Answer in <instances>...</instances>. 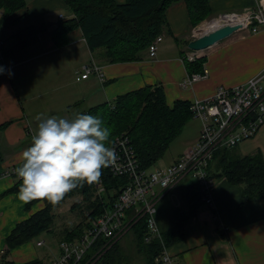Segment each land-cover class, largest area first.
Returning a JSON list of instances; mask_svg holds the SVG:
<instances>
[{
  "label": "crops",
  "instance_id": "obj_1",
  "mask_svg": "<svg viewBox=\"0 0 264 264\" xmlns=\"http://www.w3.org/2000/svg\"><path fill=\"white\" fill-rule=\"evenodd\" d=\"M208 1L209 17L195 26L185 1L172 4L167 8L168 27L157 54L152 57L144 50L139 59L128 62H104L101 50L92 51L79 28L55 40L52 30L60 16L68 19L72 15L64 0H27L26 15L22 17L20 14L24 12H20L0 25V39L7 41L8 46L15 43L14 36L22 29L31 25L46 27L36 42L0 62L3 65L0 66L3 69L0 73V127L7 124L0 133V149L5 157L4 169L11 172V175L0 177V255L3 258L5 256L16 264L35 260L50 264L56 259L54 252L51 256L39 251L37 246H43L44 240L38 241L37 245L30 241L6 252V238L17 223L45 207L44 201L27 207L34 201L22 202L18 193L8 192L19 179L16 174V167L21 165L19 156L30 146L39 124L37 115L73 118L122 94L157 85L164 88L167 103L173 106L179 100L192 102L212 97L219 87L237 86L264 72V27L255 19L264 0ZM226 13H236L253 21L207 49L202 55L204 67L209 71L207 77L183 87L182 82L189 75L183 57L189 41L195 38L202 23ZM253 26L258 27L257 32H252ZM91 64L100 66L101 73L94 72L88 78L78 80V73H84L83 67ZM199 133L200 129L196 140ZM253 138L250 155L264 154V126ZM181 151L162 159L170 166L183 154ZM236 152L245 156L239 146ZM191 183L189 180L178 182L161 199V223L169 224L175 209L189 212L184 192L186 185ZM176 186L181 191L180 204L167 200ZM214 195L217 209L200 205L189 215L183 227V239L170 247L176 261L180 264H264V203L258 199L245 200L243 187L231 184L224 177L218 179ZM131 232L120 239L125 261L127 264H147L133 232L134 247L130 251L124 246V237Z\"/></svg>",
  "mask_w": 264,
  "mask_h": 264
},
{
  "label": "trees",
  "instance_id": "obj_2",
  "mask_svg": "<svg viewBox=\"0 0 264 264\" xmlns=\"http://www.w3.org/2000/svg\"><path fill=\"white\" fill-rule=\"evenodd\" d=\"M178 1L181 0H125L123 3L117 0H64L72 15L68 19L61 18L52 30V35L55 40H59L79 28L89 48L92 51L101 50L104 62L135 61L139 59L141 52L148 50L157 37L163 35L168 27L167 8ZM183 1L188 6L194 26L209 17L211 9L208 0ZM26 8L27 0H0V12L3 15L0 25L11 21L20 12H24L20 14L23 17L26 15ZM44 29L45 26H28L14 36L15 43L9 46L7 41L2 40L4 43L2 54L8 58L31 42H36ZM185 54H183L184 58ZM204 62L205 57L201 56L194 61L185 58L184 63L188 73L194 74L204 72ZM190 103L192 102L179 100L173 106H169L165 90L161 85L146 86L122 94L111 102L91 107L81 114L101 118L104 125L111 130L112 145L119 133H128L141 167L151 170L163 158L187 122L194 118ZM6 126L7 124L0 127V133ZM236 149L237 147H233L217 151L215 161L211 165L212 175L218 179L224 177L231 184L242 186L245 200L258 199L264 203V154L258 152L256 155L241 156ZM4 162L5 157L0 149V174L6 172ZM101 180L106 188L102 194L96 193L95 184L91 186L85 184L68 193L56 207L44 201L43 209L35 212L29 219L17 223L7 236L6 252L23 244L26 245L44 232L55 235L60 243L81 239L85 231L91 227L93 220L113 206L120 188L127 183L126 177L114 175L109 167L103 170ZM20 183L19 178L8 192L18 193ZM76 196L82 197V200L73 203L71 211L74 213L79 211L77 213L81 217L80 223L66 228L56 225L54 210ZM184 199L190 208L189 212L175 209L169 224L161 223L158 204V222L163 240L169 247L183 239V227L189 215L195 213L200 205L204 204L202 192L195 183L186 185ZM33 204L34 202L27 207ZM130 230L135 234V243L147 264H154L163 249L162 241L155 238L152 242H146L148 225L145 218L137 221ZM106 243L101 239L94 244L85 260L89 259L90 255H98L100 256L98 264H127L120 241L109 249L105 248ZM3 260L5 264H16L8 261L5 256ZM25 264L46 263L35 260Z\"/></svg>",
  "mask_w": 264,
  "mask_h": 264
},
{
  "label": "built area",
  "instance_id": "obj_3",
  "mask_svg": "<svg viewBox=\"0 0 264 264\" xmlns=\"http://www.w3.org/2000/svg\"><path fill=\"white\" fill-rule=\"evenodd\" d=\"M238 16L242 17L236 13H226L220 15L218 20L224 26L231 24L229 19ZM255 19L258 25L264 27V8L259 9ZM251 21L253 20L248 17L243 26L248 27ZM257 31L258 27L253 26L252 32ZM162 41L163 35L157 37L149 46L148 51L152 57L157 54ZM3 45L0 40V62L5 60L2 54ZM204 52L188 49L185 58L194 61ZM83 69L85 72L78 73V80L88 78L94 72L101 73V67L95 64L85 65ZM208 73L209 71L204 69L203 73L189 74L182 86L188 87L207 77ZM190 104L194 117L202 121L200 140L196 146L188 148L175 163L166 168L143 169L130 135L122 133L117 136L112 146L118 158L115 165L109 168L114 175L126 177L127 183L120 188L113 206L93 220L81 239L60 243L62 252L50 264H95L90 263L89 259L85 260L94 244L101 239L109 242L116 237H122L142 218L146 219L148 225L146 242H152L155 238L162 241L163 249L154 264H180L163 240L157 218L158 204L174 185L189 180L202 192L204 204L217 209L214 191L218 178L212 175L211 165L215 161L217 151L239 146L242 141L254 137L264 126V72L246 83L219 87L212 97L195 99ZM10 173L6 171L0 174V177L11 175ZM95 188L98 194L106 191L102 180L95 184ZM3 262L0 255V264H5Z\"/></svg>",
  "mask_w": 264,
  "mask_h": 264
},
{
  "label": "clouds",
  "instance_id": "obj_4",
  "mask_svg": "<svg viewBox=\"0 0 264 264\" xmlns=\"http://www.w3.org/2000/svg\"><path fill=\"white\" fill-rule=\"evenodd\" d=\"M36 120L37 130L20 154L21 165L16 169L21 180L20 201H47L56 207L78 187L98 184L103 170L115 165L118 157L111 130L98 116L37 115Z\"/></svg>",
  "mask_w": 264,
  "mask_h": 264
},
{
  "label": "rangeland",
  "instance_id": "obj_5",
  "mask_svg": "<svg viewBox=\"0 0 264 264\" xmlns=\"http://www.w3.org/2000/svg\"><path fill=\"white\" fill-rule=\"evenodd\" d=\"M263 8H264V6H263ZM0 15H1V17L3 16L1 12H0ZM219 17H216V19H214V18L210 19L209 21L202 23L199 26V29H197L195 37L201 36V34L205 33V31H202L200 29L203 24H206L210 21L215 22L216 20L219 19ZM0 66H3V65H1V63H0ZM198 129H200V133H199L198 139L196 140L195 138L198 134ZM201 130H202V121L199 118L190 119L187 122V124L185 125L183 131L178 135V137L175 138V140L173 141V143L170 145L169 149L165 153V155H164L165 159H167L169 157V155H171L172 153H175L178 150L179 151L182 150L184 153L188 148L196 146V144L199 142L200 137H201ZM121 134L122 133H119V135H117V136H120ZM254 139L255 138L252 137V138H249L247 140L242 141L239 144V151L241 152V154H243V155H250L251 154L252 149H253V145H254ZM183 145H185L186 147H183ZM166 164L167 163L165 162V160L160 159V161L157 162V164L155 165L154 168H166L169 166ZM180 193H181V191H180L179 186H176V188L172 191V193L170 194V197H168L167 200L171 199L170 200L171 203L174 202L175 204L176 203L180 204V198H181ZM172 199H173V201H172ZM81 200H82V197L76 196L72 199H68L61 207L56 208V210H54V213L56 215V225L58 224L59 226H62V228L63 227L66 228L70 225H75L77 223H80L81 217L77 213L79 211H77L75 213L72 212L71 206L73 203H75L77 201H81ZM36 202L37 201H34V203H36ZM132 235H133L132 232L127 234L124 237L125 240L123 241V243L125 244L124 246L127 247L130 251L134 247L133 244H135V243H133ZM122 237H118V238L116 237L115 239L107 242L105 248L106 249H109V247L111 248L112 245H114L116 242L120 241V239H122ZM40 240L45 241L43 246H41V247L37 246L39 251H41L43 253V255L46 253H49L51 256H53L52 252H54V254H55L54 256H56V258L59 257L60 251H61V244L55 235H53L50 232H44L40 236L34 238L32 241L34 242L35 245H37L36 243ZM105 248H104V250H106ZM97 257H100V256L97 255ZM97 257H96V255H92V256L90 255L89 256L90 263L98 264L97 259H99V258H97Z\"/></svg>",
  "mask_w": 264,
  "mask_h": 264
},
{
  "label": "water",
  "instance_id": "obj_6",
  "mask_svg": "<svg viewBox=\"0 0 264 264\" xmlns=\"http://www.w3.org/2000/svg\"><path fill=\"white\" fill-rule=\"evenodd\" d=\"M242 27V24H228L221 26L215 30L205 32L204 34H201V36L195 37L190 40L188 43V49L194 51H206L210 47L233 35Z\"/></svg>",
  "mask_w": 264,
  "mask_h": 264
},
{
  "label": "bare ground",
  "instance_id": "obj_7",
  "mask_svg": "<svg viewBox=\"0 0 264 264\" xmlns=\"http://www.w3.org/2000/svg\"><path fill=\"white\" fill-rule=\"evenodd\" d=\"M230 20V23L231 24H242V25H245V19L243 17H235L234 19H229ZM222 25L219 23V20H216L215 22L214 21H210L206 24H203L201 26V30L204 31V30H208L207 32L209 31H212V30H215L219 27H221ZM199 29V28H198Z\"/></svg>",
  "mask_w": 264,
  "mask_h": 264
}]
</instances>
